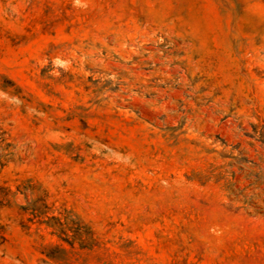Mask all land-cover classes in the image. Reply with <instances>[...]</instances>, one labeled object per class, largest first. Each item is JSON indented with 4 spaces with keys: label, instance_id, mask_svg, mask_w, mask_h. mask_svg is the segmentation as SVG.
Wrapping results in <instances>:
<instances>
[{
    "label": "rangeland",
    "instance_id": "obj_1",
    "mask_svg": "<svg viewBox=\"0 0 264 264\" xmlns=\"http://www.w3.org/2000/svg\"><path fill=\"white\" fill-rule=\"evenodd\" d=\"M0 264H264V0H0Z\"/></svg>",
    "mask_w": 264,
    "mask_h": 264
},
{
    "label": "trees",
    "instance_id": "obj_2",
    "mask_svg": "<svg viewBox=\"0 0 264 264\" xmlns=\"http://www.w3.org/2000/svg\"><path fill=\"white\" fill-rule=\"evenodd\" d=\"M45 207H48L44 204ZM25 210H29L34 216H41L45 214L36 205H29L24 207ZM70 211L68 214L60 216H50L46 220V224L53 228L59 237L62 240L67 241L72 247L76 242L79 243L81 248H86L93 246L95 244V239L93 238V232L89 226L83 224V221L78 217V219H73L70 217ZM56 249L65 251V248H60L59 246Z\"/></svg>",
    "mask_w": 264,
    "mask_h": 264
}]
</instances>
